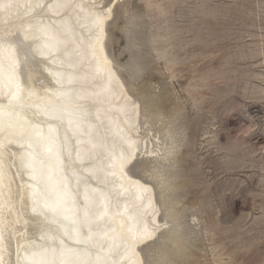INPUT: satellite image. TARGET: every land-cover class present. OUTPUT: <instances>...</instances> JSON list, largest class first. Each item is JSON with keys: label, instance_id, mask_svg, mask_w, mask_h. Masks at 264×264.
Wrapping results in <instances>:
<instances>
[{"label": "bare ground", "instance_id": "bare-ground-1", "mask_svg": "<svg viewBox=\"0 0 264 264\" xmlns=\"http://www.w3.org/2000/svg\"><path fill=\"white\" fill-rule=\"evenodd\" d=\"M101 3L0 0V61L19 84L0 87V264H143L166 227L131 167L170 151L109 57Z\"/></svg>", "mask_w": 264, "mask_h": 264}, {"label": "rangeland", "instance_id": "rangeland-1", "mask_svg": "<svg viewBox=\"0 0 264 264\" xmlns=\"http://www.w3.org/2000/svg\"><path fill=\"white\" fill-rule=\"evenodd\" d=\"M101 5L143 129L171 153L131 167L167 223L143 264H264V0Z\"/></svg>", "mask_w": 264, "mask_h": 264}, {"label": "snow or ice", "instance_id": "snow-or-ice-1", "mask_svg": "<svg viewBox=\"0 0 264 264\" xmlns=\"http://www.w3.org/2000/svg\"><path fill=\"white\" fill-rule=\"evenodd\" d=\"M9 61L10 62L7 65V69H5L3 62L0 61V87H8L9 89L16 88L19 90V84L16 79V62L15 60L11 59L10 55ZM13 95L15 94L13 93ZM48 151H51V148H49ZM27 166L31 167L30 164Z\"/></svg>", "mask_w": 264, "mask_h": 264}]
</instances>
